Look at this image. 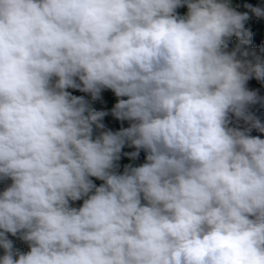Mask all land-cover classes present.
<instances>
[{
	"label": "clouds",
	"instance_id": "9594fccd",
	"mask_svg": "<svg viewBox=\"0 0 264 264\" xmlns=\"http://www.w3.org/2000/svg\"><path fill=\"white\" fill-rule=\"evenodd\" d=\"M248 19L228 0H0V264H264ZM69 88L110 89L129 126L94 136L107 113ZM126 145L145 162L120 173Z\"/></svg>",
	"mask_w": 264,
	"mask_h": 264
},
{
	"label": "trees",
	"instance_id": "16d2710c",
	"mask_svg": "<svg viewBox=\"0 0 264 264\" xmlns=\"http://www.w3.org/2000/svg\"><path fill=\"white\" fill-rule=\"evenodd\" d=\"M246 5H251L252 7H259L261 9H264V0H233V8L241 13L246 12L249 16V19L245 21V28L252 33L251 44L245 47L249 52L255 51L257 55L264 59V51H261L262 49H264V17H257L254 13H252V11L248 7H246ZM183 8L184 7H180L177 9L178 14H181ZM236 44L237 38L233 36L230 39L228 50L230 51L232 48L235 47ZM247 59H252V57L249 56ZM246 87L250 91L256 92L258 97L261 98L257 103L249 105L248 111L256 118H258L261 123H264V81H260L252 77L247 81ZM68 91L74 96L84 97L90 107L96 111H99L100 109L104 108V89L101 91L100 97L96 100H93L90 94L81 92L78 89L69 88ZM230 126L238 127L241 130L248 127V125L245 124L242 119H237L234 116L231 117ZM249 134L252 136H259L261 139H264V133H261L256 129H252ZM134 151H136L135 148ZM145 156L146 153L143 150H140L139 155L135 159H133V163L137 166L143 164L145 162ZM91 179L95 184L100 185L102 183V181L96 179L95 177H92ZM3 190L4 188H0V191ZM82 203V200L75 201L73 202V206L79 207Z\"/></svg>",
	"mask_w": 264,
	"mask_h": 264
},
{
	"label": "rangeland",
	"instance_id": "374dc122",
	"mask_svg": "<svg viewBox=\"0 0 264 264\" xmlns=\"http://www.w3.org/2000/svg\"><path fill=\"white\" fill-rule=\"evenodd\" d=\"M231 7H233V0H228ZM187 12V8L184 7L180 15H184ZM105 92V104H104V112L107 113L103 118L101 123L106 124L113 122L115 124L114 128L112 129L113 132L119 131L121 128H127L129 126V121H121L116 119L112 115V109L117 102V97L110 89H104ZM134 151L133 147L125 146L122 149L121 157L119 161L116 163L118 164L117 171L122 173L124 171L125 165H132L137 166L133 163V158L130 156L125 155V153H131ZM11 182L9 180H0V188H5ZM99 186L98 184H96ZM83 202V201H82ZM7 238L12 241L13 248L19 250L20 252H27L29 250L28 244L19 238V236H12L10 233L7 234ZM4 255V249L0 247V257Z\"/></svg>",
	"mask_w": 264,
	"mask_h": 264
},
{
	"label": "built area",
	"instance_id": "2783aa9c",
	"mask_svg": "<svg viewBox=\"0 0 264 264\" xmlns=\"http://www.w3.org/2000/svg\"><path fill=\"white\" fill-rule=\"evenodd\" d=\"M100 112H104V109H100L99 110ZM104 125V129H94V136L95 135H98L101 131H105V130H112L115 126V124L113 122H110V123H106V124H103Z\"/></svg>",
	"mask_w": 264,
	"mask_h": 264
},
{
	"label": "crops",
	"instance_id": "0c3cea01",
	"mask_svg": "<svg viewBox=\"0 0 264 264\" xmlns=\"http://www.w3.org/2000/svg\"><path fill=\"white\" fill-rule=\"evenodd\" d=\"M104 109V108H103ZM105 110V109H104Z\"/></svg>",
	"mask_w": 264,
	"mask_h": 264
}]
</instances>
